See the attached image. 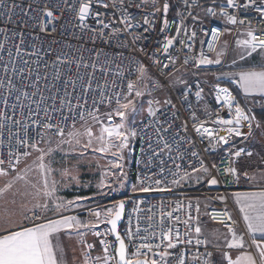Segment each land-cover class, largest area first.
Returning <instances> with one entry per match:
<instances>
[{"label": "snow or ice", "instance_id": "6c2138e0", "mask_svg": "<svg viewBox=\"0 0 264 264\" xmlns=\"http://www.w3.org/2000/svg\"><path fill=\"white\" fill-rule=\"evenodd\" d=\"M149 2L156 5L158 0H140L138 4L135 0H128L127 7L125 0H110V3H105L104 0H72L71 3L69 0H58L55 4L52 0H43V7L38 5L37 8H32L29 5V9L24 10V16H29V10L35 12L37 15L34 26H38L40 32H45L46 25L54 24V21L61 19L64 9L68 8L79 21L80 29L93 33V43L97 37H107L103 42L109 43L113 37L118 38L122 32H129L130 29L140 26L138 22L133 23L135 16L128 9L133 6L140 9ZM215 3L216 0H212V4L215 5ZM6 4L7 0H0V7L5 8L0 16H6V22H11L13 9L19 5L13 4L7 7ZM76 4L79 5L78 8ZM93 4L105 9L110 6L119 7V23L123 25V28L112 27L116 23L115 20L109 19L105 22L104 17L107 13L92 12ZM183 4L187 16L184 12H177L180 22L176 26V34L165 36L158 50L166 56L167 63L158 59L156 53L149 55L143 48L140 49L153 61L157 71L165 77L167 85L159 78L153 77L148 66L135 58H132V67L127 73L119 66L112 71L105 65H101L98 70L104 74L105 78L111 74L113 80L107 87L100 85L93 89V77L89 75V83L84 87L83 93L86 95L90 91L99 92V97L94 98L92 106L89 107L86 98L82 103L79 99L73 103L68 93L60 97L40 95L37 100L35 97L39 92L38 83L26 85V87L36 88V91L29 94L27 91L18 90L12 77H0V88H5L7 92L2 97L4 107L0 108V130H3L6 125H14L17 129L13 132L12 127H8V140L15 139V146L11 143L8 145L7 161L0 159V178H8L0 187V201H2L0 225H3L0 227V264H66L65 250L60 243L61 235L69 239L76 238L81 248V264H264V188L234 194L235 203L245 226L244 233H237V221L227 207L222 212L213 210L204 213L213 221L225 226L226 232L215 235L216 240H219L221 236L224 237L223 246L219 243L213 244L204 236L200 222L199 198L196 199L195 204L191 199H188L187 204L183 200H177L169 206L170 210L161 203L158 210L156 206H152L145 211L140 207L143 202L135 201L132 209V212L136 214L135 226L133 227L130 216L129 225L122 233L118 230V225L126 210L124 200L116 201L109 207H87L82 202L91 199L90 197L77 195L73 199H66L60 195L62 189L81 185L79 160L89 153L93 156L98 154V159L106 160L97 183L98 190L103 192L105 188H112L113 180L118 181L119 186L123 188L127 182L123 163L124 153L125 150H131V145L137 138L142 145H147L146 148L141 147V155H148L146 167L152 168L153 162L158 161L156 165L158 171L151 174H138L136 183L132 185L133 192H171L173 188L182 187L193 180L200 183L205 177H210L205 180L208 185H217L219 181L215 176H211V171L216 169L220 172V169L215 163L209 168L200 153L195 150L196 140L187 135L189 120L196 137L201 142L205 139L208 141L209 147L204 149L205 152L209 148L227 145L234 138H242V141H246L252 135L253 126L260 127L256 115L252 114V108L242 107L229 88L221 86L219 81L230 80L232 84L238 85L239 90L244 94L245 101L249 98L255 101L257 96L264 97V64L260 70L226 72L216 76L217 83L213 85L215 102L221 107L217 109L213 118V111L207 104L202 109L193 110V105L189 101L192 95L191 86L183 78L175 76L174 72L178 71L175 68L178 60L169 54V50L177 41L183 49H192L197 32L190 30L184 21L190 17L194 23L199 22V15H193L192 9L201 7L207 16L222 17L226 25L244 27L242 35L245 38L235 40L240 60L254 53L264 55V28L253 27L252 21L256 17L240 18L238 15L241 10L245 13L251 10L259 17V23L264 25V0H221L218 6L207 7L198 5L196 0H183ZM169 8V0H164L162 11L165 17ZM57 10L60 11V16L56 15ZM160 11V7H155V12ZM90 15L96 18L97 28H89L85 23ZM29 19L32 17L29 16ZM143 24L148 25L144 28L145 32L153 26L147 16L143 17ZM27 26V22H24L23 27ZM167 26L168 20L165 18L164 26L160 31L163 32ZM108 29L110 31L106 32L105 30ZM52 30L55 31V27ZM231 31L232 29L227 27L223 30L213 27L211 39L207 41V51L215 53V58H210L201 51L198 56L186 55L183 64L186 66L190 61H194L193 66L199 69L201 65L221 63V57L229 44L225 40L218 48L217 43L221 41L223 35L230 34ZM0 32L4 33L5 39L8 38L6 29H0ZM182 34L184 38H181ZM12 35L22 36L23 33L14 31ZM140 39L142 37L139 35L132 36L133 41ZM200 43L204 44V41L201 40ZM124 46L127 47V45ZM3 49L4 44L0 43V50ZM20 52V45H16V55ZM8 54L11 57V49L8 50ZM97 56H99L98 52ZM56 60L58 64L65 63L60 56H57ZM24 63L27 64V61ZM106 63H112V61L109 60ZM79 66L77 62V67ZM91 67L97 70L95 63ZM169 67H172L174 71L165 72L164 70ZM3 68L5 73L10 70L9 64H5ZM11 71H16L14 62L11 64ZM20 71L22 73V69ZM133 75L135 79H130L129 77ZM39 78L37 72V81ZM54 79H60L58 70ZM45 80L47 81V77ZM117 80H127L126 85L121 83L118 91L115 90ZM69 83L75 90L76 81L65 80V87ZM176 85L184 86L181 104H187L190 110L189 119L184 120L179 126L175 123L179 119V114L172 98L165 96L161 99L156 95L157 92L164 91L166 86L175 87ZM203 91L198 83L194 93L198 102L203 99ZM13 92H18V95L16 103L11 106L13 115H8V99ZM48 100H52L51 105H48ZM57 100H59V108L56 107ZM256 102L264 107V100ZM33 104L34 108L31 107ZM42 106L43 116L41 117ZM101 106L104 107V111H101ZM17 108L20 109V119L15 118ZM224 108L228 110L229 118L219 114ZM25 109H27V117H25ZM200 111L203 112L205 119L199 118ZM55 114H58L64 123H54ZM69 120L71 122L67 123ZM245 123L248 125L247 133L243 131ZM20 129H23V138H20ZM30 131L35 132V137L29 135ZM220 131L225 132V135H219ZM42 144H47L48 147H41ZM233 148L234 151L228 152L229 157H240L242 154L249 157L253 155L251 151H246L243 147L237 148L233 145ZM56 152L62 154L65 166H54L59 163L53 159ZM33 153L36 155L31 164L19 167L22 159L32 157ZM189 153L196 163L193 164L192 159H189L185 166L183 162ZM72 156L77 157L78 161L69 167L67 166L68 158ZM169 160L172 161L171 165L168 164ZM141 163L142 160L137 159V164ZM97 167L100 165L98 164ZM56 173H59L60 179H56ZM223 174L233 176L236 180H239L241 175L232 166L224 168ZM243 175L249 181L256 180V177L249 175L247 171ZM261 178L264 179V173L261 174ZM213 199L224 202L227 197L222 194ZM77 208L86 212L88 218L81 219L77 215L64 214ZM177 213H183L184 218L182 219ZM143 218H146L147 227L142 228ZM180 226H183V232L180 231ZM89 234L99 240L102 255H92L95 244L89 243L86 239ZM106 236H112L114 239L108 241L105 239ZM210 244L219 253L218 259L214 252L208 250ZM201 247L204 248L203 251ZM178 248L177 253L175 250ZM232 250L238 253L235 257L230 254ZM75 259L73 257V260Z\"/></svg>", "mask_w": 264, "mask_h": 264}, {"label": "built area", "instance_id": "2783aa9c", "mask_svg": "<svg viewBox=\"0 0 264 264\" xmlns=\"http://www.w3.org/2000/svg\"><path fill=\"white\" fill-rule=\"evenodd\" d=\"M218 5L221 3V0H218ZM58 0H52V3H57ZM71 3L72 0H69ZM105 3H110V0H104ZM128 0H125V6L127 7ZM135 3H140V0H135ZM164 0H158L156 5L151 4L150 2L143 5L142 8L137 9L135 6L130 7L128 10L135 16V20L133 23H139V27H134L129 30V32H122L118 38L113 37L109 43H104L103 40L105 38L97 37L95 39V43L93 40V33L91 31L84 30L82 31L79 27V21L75 18V14L68 8H65L63 11L62 18L58 21H54V24L46 25V31L40 32L38 26H34L36 24V13L29 10V16L32 19H29V16H24V10L29 9V5L32 8H37L39 5L43 7V0H7V7H11L13 4L19 5V7L13 9L12 21L6 22V16H0V29L7 30L8 38L5 39V35L3 32H0V43L4 44V49L0 50V77H12L16 88L21 91H27L29 94L36 91L35 87H26V85H39V92L35 99H39L40 95L44 96H52L56 95L58 97L64 96L66 93L71 95V99L73 103H76L77 100L82 103L86 98L88 100V106H92V101L94 98L99 97V92H88L86 95L83 93L84 87L89 83L88 77L92 75V88L96 89L98 86L103 85L107 87L112 83L113 76L109 74L107 78H105L104 74L99 71V67L101 65H105L112 71H115L119 66L124 70L125 73L129 71L132 67L131 60L135 58L138 61L143 62L146 66H148L149 71L155 74L157 78H159L162 82L167 85V81L165 77L157 71L156 66L153 64V61L145 55V52L151 55L152 53L157 54V58L160 59L163 63H167L166 56L162 55L158 50L161 48L165 36H174L176 34V26L180 22V17L177 16V12H184L185 16L187 13L184 9L183 0H169L170 8L166 17L162 11V5ZM196 3L200 5V0H196ZM78 4L76 7L78 8ZM155 7H160V12H155ZM200 7H194L192 9V14L195 15L196 11ZM5 11L4 7H0V13ZM217 11L219 9L217 8ZM230 12L232 10H229ZM92 12H102L107 13L104 17L105 22H108L109 19L115 20L116 23L112 25V27H120L123 28V25L119 23L120 17V8L109 7L105 9L97 4L92 5ZM56 15L60 16V11H56ZM240 18L247 16L249 19L252 17H256L252 21L253 27L257 29L264 28V25L259 23V17L256 13L249 10L248 12L240 11L238 13ZM147 16L148 19L152 22V28L145 32L144 28L148 27V25L143 24V17ZM168 20V26L165 28L163 32L160 29L164 26V19ZM24 22H27V27H23ZM85 23L89 26V28H97L96 18L93 16H89L86 18ZM184 24L190 29L195 30L197 32V36L195 41L193 42V47L191 50L183 49L179 42H174V46L170 48L169 54H171L174 58H177L178 62L175 66L178 71L187 72V73H195V72H205L209 70L212 64L201 65L199 69L193 66L194 61H190L188 65L183 64L184 57L187 56H198L201 51H203L210 58H213L215 53H209L207 51V41L211 39V29L213 27L223 30L222 27L216 25L214 22L204 21L200 18L199 22L194 23L190 17H187L184 21ZM75 25V27H74ZM53 27H55V31H53ZM232 34H236L238 32H244V27L242 26H232ZM23 33L22 36L17 35L13 36L12 32ZM106 32L110 31V29L105 30ZM207 33V35H205ZM190 34V33H189ZM139 35L142 37L139 41H133L132 36ZM181 38H184L183 34ZM222 39V37H221ZM23 40V43H21ZM203 40L204 44H201L200 41ZM221 42V41H220ZM220 42L217 43V47ZM16 45H20L21 52L19 55H16ZM124 45H127L125 47ZM143 48L145 52H141L140 49ZM11 49L12 55L11 57L8 54V50ZM97 52L99 56H97ZM31 53H36V55H31ZM121 55H117V54ZM60 56L62 60L65 61L64 64H58L56 58ZM82 57V59H81ZM112 61V63H106V61ZM27 61V64L24 62ZM15 63L16 71H11V64ZM77 62L80 64L77 67ZM95 63L97 66V70H94L91 65ZM5 64H9V72L5 73L3 66ZM88 64V67L84 65ZM22 69V73L21 70ZM35 70V71H32ZM60 73V79H54V76L57 72ZM165 72H173L174 69L169 67L164 70ZM175 71L174 73L178 72ZM39 73V80L36 79V73ZM31 73V74H30ZM47 77V81L45 80ZM130 79H135V76L129 77ZM76 81L75 90H73V85L69 83L67 87H65L64 81ZM6 83V80H5ZM121 83L126 85L127 80L119 81L117 80L115 90H120ZM199 83L200 87L203 88L201 101H197L195 98V91L197 90V84ZM215 82L214 84H216ZM220 83V82H219ZM208 89L209 93L206 95V87L198 80H193L189 83L191 86L192 95L189 98V101L193 105V110L200 108L202 109L205 104H207L211 110L213 111V118L215 117L217 109H220V105H217L215 102V95L213 85ZM221 86L228 87L229 90L233 93L232 89H238V85L232 84L230 80L225 83H220ZM168 90L171 93V98L173 103L177 105L179 119L175 122L177 126H179L184 120L189 119L190 110L187 107V104H181V99L183 95V90L179 93L173 92L170 86H167ZM7 92L5 88H0V108L4 107L2 102V97L6 95ZM18 92H13L12 95L8 99V115H13V110L11 106L16 103V96ZM234 96H236L233 93ZM237 98V97H236ZM238 100V98H237ZM240 103V101L238 100ZM27 103V101H25ZM48 105L52 104V100H48ZM241 104V103H240ZM255 104L260 105L258 102H254L250 104V108L253 109ZM242 107H244L241 104ZM31 107H35V105H31ZM56 107L59 108V100L56 101ZM101 110H104V107L101 106ZM20 109L17 108L15 110L16 119H20L19 115ZM66 111V109H65ZM25 117H27V109L24 110ZM224 118H229L228 110L224 108L219 113ZM41 117L43 116V106L41 107L40 112ZM200 119H205V116L202 111L198 112ZM53 122L64 123L61 117L58 114H55L53 117ZM69 120L67 123H70ZM211 126V125H207ZM8 127H12V131L16 132L17 129L14 125H6L3 130H0V159H4L7 161L8 158V145L11 143L15 146V139L12 141L8 140ZM20 138H23V129H20ZM243 131L245 133L248 132V125L245 123L243 127ZM29 135L31 137H35V132L30 131ZM187 135L191 136L196 140L195 150L198 151L201 157L204 159L205 163L211 168V165L215 163L220 172H217L216 169H212L211 176H215L219 183L217 185H208L205 180L210 177H205L203 183L199 185L186 184L182 187L173 188L171 192H160V191H151L147 193L143 192H133L132 188L123 194L118 199L114 200L113 203L119 200H124L126 203V210L123 216V222L120 226V231L123 233L128 225H129V217L132 218L133 227L136 223V214L132 212L135 201H142L143 203L140 205L142 210H147L149 207L156 206L157 210L161 203L170 210V205L173 204L177 200H183L185 204H187L188 199H191L193 204L196 203V199L199 198V201L202 199H206V202L200 201V211L201 216L200 220H205L212 225L218 226L222 230H226L223 224L213 221L209 215L204 214L205 212H211L213 210L222 212L225 207L230 210L233 218L237 221L236 228L242 226L240 220L236 216V212L234 209V205L232 202V195L235 192L240 191L239 180H236L233 176H226L223 174V169L229 166L235 167L239 160L243 159L245 154H242L240 157H229V150L234 151L233 145L237 148L243 147L246 149L244 144L247 142L242 141V138H234L227 145H221L216 148H209L207 152L204 151L208 146V141L205 139L203 142L196 137V134L192 131L191 121L189 120V129ZM219 135H225V132L220 131ZM250 138V136H249ZM55 139V138H53ZM147 147L146 144L141 143L139 138L135 140V143L131 149V160H130V171L133 176L134 183H136V177L138 174L148 173L158 171V161L153 162L152 168H147L146 165L148 163V155H141V147ZM183 147V146H182ZM23 151V149H19ZM137 159H141L142 163L137 164ZM192 159L193 164L196 163L194 158H191L190 153L189 156L185 158L184 165L187 166L188 160ZM264 161V159H261ZM234 161V162H233ZM172 161H168V164L171 165ZM171 187V185H166ZM225 195L227 197L226 201L221 202L219 200L213 199L218 195ZM205 203H207V208H205ZM104 204H96L91 205L89 207H103ZM67 215H77L84 216L87 219V214L82 209L75 210L70 212ZM181 218H184L183 213H177ZM102 228L104 226H101ZM141 227H147L146 218H143V222ZM180 231L183 232V226H180ZM92 237L97 242L98 248H94L92 250V255H102V250L99 244V240H97L93 235ZM106 240L112 241V236H106ZM90 243V242H89ZM204 248L201 247V251ZM208 250L214 252L215 256L218 252L212 246H208ZM177 253L179 252V248L175 250Z\"/></svg>", "mask_w": 264, "mask_h": 264}, {"label": "rangeland", "instance_id": "374dc122", "mask_svg": "<svg viewBox=\"0 0 264 264\" xmlns=\"http://www.w3.org/2000/svg\"><path fill=\"white\" fill-rule=\"evenodd\" d=\"M200 5L202 7H207V6H214L212 4V0H201ZM201 18L204 21H212L215 24H218L223 27V29L227 28H232L230 25H226L225 22L222 20V17H211L203 14L201 15ZM243 32H238L236 34H226L224 35L223 39L221 40L218 48L222 46L223 41H228L229 47L224 50L225 54L221 57V63L215 64L213 63L211 68L205 72H195V73H187V72H181L178 71L175 74V76L181 77L184 80L188 82V84L193 81V80H198L200 81L205 87H206V95L209 93L208 89L212 84L217 82L216 76L221 75L222 73L226 72H231V73H236L238 70L241 68H244V66H247L246 62L252 63L256 57H258L261 61V65L264 64V55H260L257 53H254L250 57H246L244 60H240L238 56L239 49L235 45V40L237 38L243 39L245 38L242 35ZM213 58H215V54L213 55ZM235 60V63L233 61ZM246 63V64H245ZM150 72V71H149ZM153 77H156L155 74L150 72ZM228 80L221 79L219 82L220 83H225ZM173 92L179 93L184 89L183 85H176L175 87H171ZM233 93H235V90L232 89ZM158 97L163 99L165 96H170L171 93L168 90L167 86L164 91H159L156 93ZM256 102V101H254ZM253 102V103H254ZM105 110V109H104ZM101 110V111H104ZM261 110L260 105L255 104L252 109V114L256 115L260 127H256L255 125L253 126L252 130V135L250 138H248L247 142L244 144L246 147V151H251L253 155L251 157L245 155L244 156V162H240L236 165V169L238 172L243 175L245 171H250L248 172L249 175H256L258 174L259 169L262 167L264 168V162H262V158L264 159V116L259 115L257 112ZM135 141L131 145V149L134 145ZM53 147L55 146L54 144L52 145ZM41 147L47 148V144H42ZM131 150H125L124 156L125 159L123 161L124 163V171L127 174V182L123 188L119 186L118 181L113 180L112 183V188H105L103 192L99 191L97 188V183L100 179L101 172L104 170V166L106 164L105 159H98V154L97 156H93L91 153H89L87 156H85L82 160H79V172H80V179H81V185L77 187L76 185H72L69 189H62L60 192V195H63L66 199H73L75 196L80 195V196H86L90 197L91 199L85 200L82 203L89 207L91 205H96V204H104L103 207H109L112 206L114 203L113 201L121 197L123 194L128 192L134 183L133 176L131 175V171L129 169L130 167V160H131ZM35 153H33L32 157H29L27 159H22V163L19 165V167H24L25 164H31L32 159L35 158ZM53 159L59 163L55 164V167H63L65 166V162L63 160V156L61 153L56 152L53 156ZM78 161V158L75 156L69 157L67 166H72L76 164ZM100 165V167H97V165ZM240 175V176H241ZM35 178V177H34ZM8 178H0V187L3 186V184L6 182ZM56 179H60L59 173H56ZM109 179H112L109 177ZM205 180L202 179L200 183H196L194 180L190 183L192 185H199L203 183ZM84 184H88V187H84ZM19 187V185H17ZM116 189L113 191L112 189ZM9 199H11V196L9 194ZM19 199V198H17ZM202 202H206V199L200 200ZM2 203V201H0ZM72 210H79L77 209H72ZM49 215H52L49 213ZM82 217V216H80ZM84 217V216H83ZM85 218V217H84ZM18 219V217H17ZM3 226V225H0ZM205 235V234H204ZM206 237V236H205ZM231 255H235L233 253H230Z\"/></svg>", "mask_w": 264, "mask_h": 264}, {"label": "crops", "instance_id": "0c3cea01", "mask_svg": "<svg viewBox=\"0 0 264 264\" xmlns=\"http://www.w3.org/2000/svg\"><path fill=\"white\" fill-rule=\"evenodd\" d=\"M218 0H216V3L214 6H218ZM218 8V7H217ZM203 14V11L201 10V7L196 11L195 15H199V17L201 18V15ZM223 20V19H222ZM224 21V20H223ZM218 25V24H216ZM220 26V25H218ZM232 26V25H230ZM222 27V26H220ZM223 28V27H222ZM224 35L222 36L223 39ZM221 39V40H222ZM254 61L252 63H248L246 62L245 64L247 66H244V68H241L240 70H238L236 73L240 72V71H244V70H249V69H255V70H260L261 69V61L258 57H256L255 59H253ZM235 90V95L238 98V100L240 101V103L244 106V107H249L251 103H253L254 101L249 98L247 101H245V97L244 94L238 89H234ZM264 100V97H259L257 96L255 98V101H262ZM261 110H259L257 113L260 115L264 116V107L261 106ZM244 162V159H241L237 162ZM236 164V165H237ZM250 172V171H248ZM264 173V168H260L258 171V174L256 175V180L254 181H249L244 175H241L239 178V186H240V191L235 192V193H243V192H248V191H257L260 190L262 188H264V179L261 178V174ZM234 193V194H235ZM234 194L232 195V202L234 205V209L236 212V216L238 217V219L240 220L242 226L239 228H236L237 233H244L245 232V226L243 224L241 215L239 213V208L235 203V199H234ZM81 210V209H79ZM75 211V210H71L69 212L64 213L65 215L69 214L70 212ZM81 219H85L82 215V217H80ZM201 222V227L204 231V236H206L210 241H212L213 244L215 243H219L221 244V246H223L224 243V237L221 236L219 240L215 239V235L219 234V233H224L226 232V230H222L220 229L218 226L216 225H212L209 222L205 221V220H200ZM2 227V226H0ZM218 230V232H217ZM247 238V237H245ZM86 239L88 240V242L90 243H94L95 244V248H98L97 242L94 240V238L92 237L91 234H89ZM60 243L63 245L64 250H65V259H66V264H81L82 262V257L80 255L81 253V248L77 243V240L75 237H73L72 239L67 238L66 236L61 235L60 237ZM211 246V244H210ZM251 251V249H249ZM230 253L233 254H238L235 250H232ZM235 255H233V257H235ZM73 257H75L76 259L73 260ZM216 258H219V253L216 254Z\"/></svg>", "mask_w": 264, "mask_h": 264}, {"label": "water", "instance_id": "95a60500", "mask_svg": "<svg viewBox=\"0 0 264 264\" xmlns=\"http://www.w3.org/2000/svg\"><path fill=\"white\" fill-rule=\"evenodd\" d=\"M122 222H123V217H122V219H121V222L119 223V225H118V230L120 231V226H121V224H122ZM113 238V237H112ZM114 239V238H113Z\"/></svg>", "mask_w": 264, "mask_h": 264}, {"label": "trees", "instance_id": "16d2710c", "mask_svg": "<svg viewBox=\"0 0 264 264\" xmlns=\"http://www.w3.org/2000/svg\"><path fill=\"white\" fill-rule=\"evenodd\" d=\"M200 3H201V0H200Z\"/></svg>", "mask_w": 264, "mask_h": 264}]
</instances>
